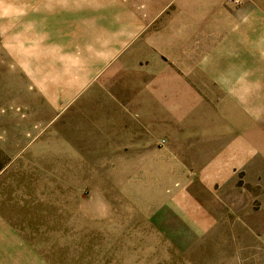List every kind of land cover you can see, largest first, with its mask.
Segmentation results:
<instances>
[{"label":"rangeland","instance_id":"374dc122","mask_svg":"<svg viewBox=\"0 0 264 264\" xmlns=\"http://www.w3.org/2000/svg\"><path fill=\"white\" fill-rule=\"evenodd\" d=\"M175 2L0 0V264H264V0ZM227 130L253 153L199 232L172 151Z\"/></svg>","mask_w":264,"mask_h":264},{"label":"crops","instance_id":"0c3cea01","mask_svg":"<svg viewBox=\"0 0 264 264\" xmlns=\"http://www.w3.org/2000/svg\"><path fill=\"white\" fill-rule=\"evenodd\" d=\"M212 1L214 5L207 0H194L193 3H190V0H178V2H175L174 13L186 15L196 12L215 13L224 11L223 0ZM170 3L172 1H161L162 5L154 9L152 5L150 12H161L168 8L167 4ZM199 3L201 4L198 6ZM163 4L166 5L163 6ZM193 5L196 6L193 7ZM136 17L135 20L140 25L141 20ZM13 122H16V120L13 119ZM18 125L21 126L19 122ZM19 137L23 138L21 134ZM196 138L198 140L195 137H181L182 156L178 150L177 155H175L176 150H173L172 153L175 159L185 158L189 160L191 166L195 169L191 174L200 178L199 181L190 182L184 187V190L188 192V199L186 207L182 206V216L186 217V219H182L181 222L204 225L203 228L205 230L198 231L206 232L209 225L221 223L225 214L223 207L218 205L217 201L213 202V199H205L203 197L207 196L205 194L211 191L212 184L225 185L228 181L230 182L237 171L244 168L247 170L253 148L249 145L246 136H237L236 134H231L228 130L216 137L209 135Z\"/></svg>","mask_w":264,"mask_h":264},{"label":"built area","instance_id":"2783aa9c","mask_svg":"<svg viewBox=\"0 0 264 264\" xmlns=\"http://www.w3.org/2000/svg\"><path fill=\"white\" fill-rule=\"evenodd\" d=\"M232 3H234L235 5H240L243 3L244 0H230ZM162 143H165V140L163 139L161 141Z\"/></svg>","mask_w":264,"mask_h":264}]
</instances>
